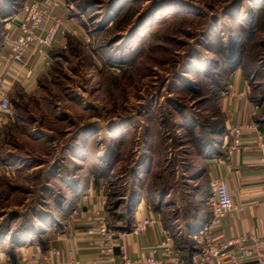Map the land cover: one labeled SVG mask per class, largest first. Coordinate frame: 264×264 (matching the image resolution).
<instances>
[{
    "label": "rangeland",
    "instance_id": "1",
    "mask_svg": "<svg viewBox=\"0 0 264 264\" xmlns=\"http://www.w3.org/2000/svg\"><path fill=\"white\" fill-rule=\"evenodd\" d=\"M70 2L83 40L54 52L35 91L17 92L0 133V252L11 257L61 232L90 189L106 193L114 233L140 203L172 223L182 193L209 187L203 162L228 137L231 73L264 119V0ZM23 3L0 9L11 22Z\"/></svg>",
    "mask_w": 264,
    "mask_h": 264
},
{
    "label": "crops",
    "instance_id": "2",
    "mask_svg": "<svg viewBox=\"0 0 264 264\" xmlns=\"http://www.w3.org/2000/svg\"><path fill=\"white\" fill-rule=\"evenodd\" d=\"M70 1L64 0L65 8L58 11V14L66 21L68 32L64 36L58 35L54 47L49 51L46 62L42 61L38 55H26L23 63L15 68L11 76L6 77L5 84L9 89L8 95L11 101L21 89L26 93L35 91L38 77L50 64L52 58L56 59L54 52L66 49L73 41L72 39L83 40V29L77 18V16L79 18L83 16L78 13V15L75 14L73 11L74 6ZM0 12V26L4 31L10 27L9 17H7L5 12L4 15L2 10ZM5 54H7V49L4 48L1 38L0 55ZM229 82L233 84L237 91L245 93L246 98L237 100L225 96L222 99L221 111L226 117L227 131L231 126L241 121L255 119L260 130L264 132V119L260 118L261 109L258 110L256 118L251 117L253 104L249 100L246 78L240 71L233 72L229 77ZM4 127H0L1 134H3ZM251 138L252 135L245 136L250 145L247 152L233 154L229 158H225L224 152L221 151L224 145H221L213 156L204 160V176L207 180V186L212 180L226 182L230 189L233 203L244 208L235 217L225 219L222 226L215 233V241L221 242L245 233H255L260 237L261 250L264 255V183L260 178L258 157L253 148V143L250 142ZM208 188L196 187L190 195L182 193L185 197L183 195L177 201L176 207L173 209L176 214L173 216L172 223L164 219L159 210L153 212L149 206L140 203L134 211L133 223L146 215H153L158 223L140 235H133L129 230L115 232L117 244L124 248L130 259L141 255L147 257L150 249L159 245V242L165 238L164 233H169L167 228L170 224H173L172 226H175L177 231L176 234L171 235V238L173 248L178 251V261L176 262L171 258L170 264H194L198 257V251L195 247L187 246L186 243L191 242L190 236L201 229L202 225L209 219V212L206 206ZM86 193L84 200L82 198L76 199V206L73 207V210H77L80 213L86 210L101 209V192L98 190V193H95L94 190L90 189ZM168 197H170V194ZM104 210L108 220V211L106 208ZM160 210H163V208ZM96 227L95 222L88 221L86 214L72 215L71 213L69 219L65 222L63 230L59 233L51 234L48 241H40L39 239L37 243L31 241L30 245H25V242H21L18 244L15 256L12 257L9 253L0 252V264H5L4 256L10 257L12 264H32L34 259L39 258L42 252L50 248H55L61 252V256L52 259L50 264H66L72 258L77 259L81 264H87L89 261L98 259L97 245L95 243L97 236L87 235L89 229L96 230ZM176 235L186 245L178 243L175 238ZM179 244L181 246L178 247ZM161 253L162 251L154 256L156 260L161 259ZM115 255L119 263L118 248L115 249ZM244 263L251 264L249 260L244 261Z\"/></svg>",
    "mask_w": 264,
    "mask_h": 264
},
{
    "label": "built area",
    "instance_id": "3",
    "mask_svg": "<svg viewBox=\"0 0 264 264\" xmlns=\"http://www.w3.org/2000/svg\"><path fill=\"white\" fill-rule=\"evenodd\" d=\"M64 0H24L21 15L14 17L10 27L2 32L3 46L7 54L0 55V127L14 119V111L8 95V87L5 79L11 76L15 68L21 65L26 55H38L46 62L49 51L54 47L58 35L64 36L67 30L66 21L58 14L65 8ZM223 96L237 100L246 98V94L235 89L232 83L227 84ZM259 108L253 106L251 117L256 118ZM246 135H252L250 142L257 153L260 169V178L264 183V132L259 128L255 119L241 121L228 129V137L223 146L225 158L233 154H241L249 149V141ZM101 209L80 212L72 211V215H85L88 221L95 222L96 230L89 229L88 236H97L96 245L98 259L87 264H170L171 258L178 261V251L172 245L169 233H164L165 238L159 245L150 249L149 256H137L130 259L123 247H120L115 239V234L109 229L106 217L107 196L103 190ZM209 219L201 229L191 235V242L198 251V257L194 264H263L264 255L261 250L260 237L255 233H245L221 242L215 241V233L222 226L226 218H233L243 211V207L232 201L230 189L222 180H212L209 183V191L206 200ZM136 214V213H135ZM158 223L153 215H146L137 219L129 229L133 235H140ZM70 237V235H69ZM119 249V263L115 255V249ZM161 253V259L156 260L155 255ZM237 254V256H236ZM235 255V256H234ZM61 252L50 248L42 252L39 258L32 264H50L52 259L59 258ZM5 264H12L11 259L4 256ZM66 264H81L72 258Z\"/></svg>",
    "mask_w": 264,
    "mask_h": 264
},
{
    "label": "trees",
    "instance_id": "4",
    "mask_svg": "<svg viewBox=\"0 0 264 264\" xmlns=\"http://www.w3.org/2000/svg\"><path fill=\"white\" fill-rule=\"evenodd\" d=\"M230 54H231V56H230V59H229V60H232V58L234 57V50H233V47H232V49H231ZM130 228H131V226H130ZM130 228H129V229H130ZM18 243H19V242H18Z\"/></svg>",
    "mask_w": 264,
    "mask_h": 264
}]
</instances>
